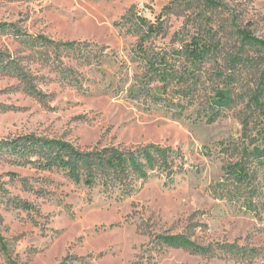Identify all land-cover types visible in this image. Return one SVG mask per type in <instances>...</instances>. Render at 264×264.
<instances>
[{"label": "rangeland", "instance_id": "1", "mask_svg": "<svg viewBox=\"0 0 264 264\" xmlns=\"http://www.w3.org/2000/svg\"><path fill=\"white\" fill-rule=\"evenodd\" d=\"M242 30L264 40V0H0V264H264V44ZM241 116L263 155L237 187ZM31 134L174 154L89 186L27 164Z\"/></svg>", "mask_w": 264, "mask_h": 264}, {"label": "trees", "instance_id": "2", "mask_svg": "<svg viewBox=\"0 0 264 264\" xmlns=\"http://www.w3.org/2000/svg\"><path fill=\"white\" fill-rule=\"evenodd\" d=\"M154 27L155 25L151 26V30ZM241 34L245 40L264 44V40L246 30H242ZM41 37L46 42L48 41L44 36ZM71 44L66 43V46ZM212 50V42H202V39L199 37L182 43L177 48L178 53L188 54L193 62L201 59ZM13 62V60H7L6 62L2 60L0 63L6 71H9L8 68L11 67L10 64ZM15 72L24 79L28 78V74L20 69L18 65H16ZM165 72H161L163 73L161 75L164 77ZM221 99L224 101V96H221ZM249 120V117L241 116L243 134L237 140L232 139L228 142L229 150L237 153V159L230 160L227 164L226 179L231 185L234 183L237 187L246 184L255 185V181L253 180V165L255 163L252 162H255L258 156L263 155L261 148L255 145L256 136L248 132L251 129ZM261 132V134H264V127H262ZM14 143L16 145L15 149L18 152L21 151L27 164L41 169L52 170L58 168L64 170L75 181L84 182L89 186L94 185L98 181L102 184H110L109 186L115 180L117 183H125L127 182V173L138 172L146 175V169L150 167L155 168V165L159 162L168 165L174 154L171 150L159 147H148L130 152L120 151L117 148H104L102 150L85 152L77 149L69 142L58 139H40L32 134L22 136ZM219 144L224 145V141H220ZM250 145H254L253 148ZM236 193V191L233 193V197H237ZM249 204L257 205L253 198L249 201ZM186 241L190 242L187 239ZM243 249L244 247L241 250Z\"/></svg>", "mask_w": 264, "mask_h": 264}]
</instances>
